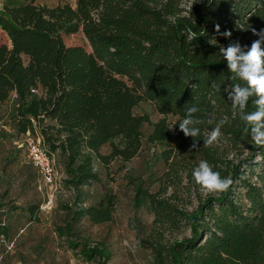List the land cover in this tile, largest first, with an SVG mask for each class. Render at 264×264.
Returning <instances> with one entry per match:
<instances>
[{
    "label": "trees",
    "instance_id": "trees-1",
    "mask_svg": "<svg viewBox=\"0 0 264 264\" xmlns=\"http://www.w3.org/2000/svg\"><path fill=\"white\" fill-rule=\"evenodd\" d=\"M45 1L54 0H0V29L8 40L0 44V102L14 95L10 128L19 135L37 132L48 154L63 158L64 185L78 190L98 181L97 164L133 158L142 125L150 126L145 141L169 145L161 158L162 178L171 185L184 180L192 191L203 189L192 176L202 160L233 183L220 194L195 192L190 211L161 196L164 188L149 192L136 185L133 203L144 202L152 214L153 235L142 246L151 248L158 264H264V146L252 141L229 99L231 87L244 82L228 71L221 52L239 42L246 53L260 39L252 29L264 30V0ZM77 31L89 51L63 44L61 34ZM254 100L248 112L256 111ZM141 101L160 118L133 115ZM192 106L202 121L195 146L178 124ZM221 119L228 122L218 142L206 146L203 140ZM105 144L109 149L101 153ZM111 208L110 201L79 204L72 217L98 224L110 220ZM36 211L35 204L27 207L30 216ZM183 225L188 237L163 241L164 230ZM55 232L67 236L85 261L106 264L108 251L72 239L70 223ZM8 234L0 218V238Z\"/></svg>",
    "mask_w": 264,
    "mask_h": 264
},
{
    "label": "rangeland",
    "instance_id": "rangeland-1",
    "mask_svg": "<svg viewBox=\"0 0 264 264\" xmlns=\"http://www.w3.org/2000/svg\"><path fill=\"white\" fill-rule=\"evenodd\" d=\"M73 0L45 1L48 6ZM64 45H79L89 51L88 44L80 31L61 34ZM0 44H8L4 32L0 29ZM15 98L11 95L0 102V218L8 228V238H0V264H95L79 256L77 249L71 248L67 236H57L55 228L70 223L75 241H83L88 246L104 247L109 258L106 264H158L151 248L143 247L142 240H151L152 214L144 202L133 203V191L140 184L149 192L165 189L171 202L182 210L190 211L197 204V195L203 196L204 189L192 191L184 180L178 185L162 178L165 171L161 153L169 145L166 143H148L146 135L150 126L141 127L142 144L137 154L128 161L112 160L107 167L96 165L98 181L81 189L72 190L64 185V160L58 154L53 155L56 170L55 188L38 189L34 169L24 162V150L19 147L21 138L9 126L14 113ZM133 115H146L150 122H155L160 115L149 101L135 105ZM167 122L173 119L166 118ZM108 145L100 148L101 153L108 151ZM245 155V154H244ZM243 155V156H244ZM186 187L189 191L186 190ZM174 199L173 200V195ZM111 202L109 221L93 224L85 217L73 219L76 207H101ZM81 202V203H79ZM37 205V211L29 215L27 207ZM65 205L69 209L63 208ZM190 235L183 225L179 230L167 229L163 232V241ZM71 239V238H70ZM166 264V263H163Z\"/></svg>",
    "mask_w": 264,
    "mask_h": 264
},
{
    "label": "clouds",
    "instance_id": "clouds-1",
    "mask_svg": "<svg viewBox=\"0 0 264 264\" xmlns=\"http://www.w3.org/2000/svg\"><path fill=\"white\" fill-rule=\"evenodd\" d=\"M215 29L219 33V25H216ZM252 31L253 34L260 36V39L253 41L246 53L241 51L239 42L222 48L221 52L227 61L228 71L233 73L235 78L244 82V85L237 83L231 87V91L228 93L229 99L233 107L238 110L241 121L247 125L245 131L250 132L252 141L257 146H264V50L260 47L261 40H264V30L259 33L255 29ZM219 34L224 37L232 35L228 30ZM209 43L215 45L216 41L210 40ZM252 97H255L253 102L256 111L248 112L247 105ZM199 111L197 106L187 108L184 118L178 122L179 130L183 132L184 136L193 138V146L201 135L200 129L197 127L202 123L196 115ZM227 122L225 119H221L211 130L203 140L206 146H213L218 142L221 136V127ZM175 124L169 129H173ZM192 176L196 184L204 189L205 194L226 192L233 183L231 178H222L220 173L214 171L204 160L194 168Z\"/></svg>",
    "mask_w": 264,
    "mask_h": 264
},
{
    "label": "built area",
    "instance_id": "built-area-1",
    "mask_svg": "<svg viewBox=\"0 0 264 264\" xmlns=\"http://www.w3.org/2000/svg\"><path fill=\"white\" fill-rule=\"evenodd\" d=\"M35 92L34 90H31ZM19 147L24 150V162L35 171L38 189L42 187L55 188L56 170L54 169L53 155L48 154L37 132L19 135Z\"/></svg>",
    "mask_w": 264,
    "mask_h": 264
}]
</instances>
